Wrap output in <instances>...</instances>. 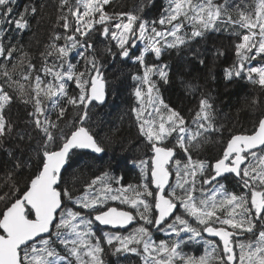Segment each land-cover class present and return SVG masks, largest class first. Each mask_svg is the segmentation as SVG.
<instances>
[{
  "label": "snow or ice",
  "instance_id": "6c2138e0",
  "mask_svg": "<svg viewBox=\"0 0 264 264\" xmlns=\"http://www.w3.org/2000/svg\"><path fill=\"white\" fill-rule=\"evenodd\" d=\"M16 3L0 0V24L14 25L23 32L39 9L25 7L16 14ZM110 3L75 0L69 13L58 17L64 33H53L39 54V68L23 46L3 42L7 29L0 28V144L15 131L4 113L16 99L8 88L21 99L27 96L24 102L33 106L28 116L41 134L34 171L22 188L16 181L14 193L0 195V264H106L104 244L115 255H139L143 264H264V117L250 131L232 134L214 163L194 160L193 150L200 147L198 137L216 130L213 105L207 98L200 99L193 119L197 131L191 132L180 112L158 95L152 77L158 75L167 83L166 66L146 60L150 54L159 59L166 48L185 44L181 30L186 25L192 26L187 38L195 39L219 30L217 25L224 23L245 30L236 33L240 41L235 45L237 60L225 69V78H246L264 90V0H254L253 12L241 9L238 19L231 15L233 8H239L235 0H169L159 20L151 22L138 13H110L106 7ZM66 5L68 0H60V8ZM97 33L115 42L103 49V54L112 57L129 58L138 41L144 45L139 55L131 57L143 69L142 77L133 76L139 81L134 95L140 107L131 111L152 155L138 161L140 185L114 189L112 181L119 184L122 178L105 171L75 196L64 177L71 156L75 150L102 154L110 139L101 141L89 125L91 109L106 99L103 63L93 40ZM60 40L64 44H58ZM73 52L83 60V67L70 61ZM49 57L54 58L51 63ZM254 61H260V66H253ZM72 84L78 92L69 95ZM64 100L77 113L70 121L66 120ZM17 134L24 139V134ZM174 134L176 142L169 146ZM27 135L33 139L31 133ZM178 150L186 159L178 158ZM15 159L16 168L28 163ZM173 175L175 183L170 179ZM228 176L235 177L240 192L228 191L219 183ZM208 185L212 187L206 188ZM109 201H119L128 210L108 206ZM134 221L138 226L128 234L119 232ZM96 224L117 231L110 234L102 228L98 236ZM153 229L168 239L157 242ZM204 234L218 239H205ZM201 241L203 254L184 252L191 243Z\"/></svg>",
  "mask_w": 264,
  "mask_h": 264
},
{
  "label": "trees",
  "instance_id": "16d2710c",
  "mask_svg": "<svg viewBox=\"0 0 264 264\" xmlns=\"http://www.w3.org/2000/svg\"><path fill=\"white\" fill-rule=\"evenodd\" d=\"M236 1L235 3L239 5V8L232 9L233 19L239 18L241 9L245 12L254 11V0ZM223 2L224 0H219L216 3ZM74 4L75 0H68V5L60 8V0H17L15 5L16 14L23 8L30 6H37L39 11L35 17H30V27L23 32L16 30L14 25L0 24V28L7 29L2 37L3 42L7 45L11 41L17 47L23 46L24 50L31 54L33 63L39 68L42 63L39 54L45 51V45L50 43L53 33H64V29L60 26L62 21L58 22V17L61 14L67 15L69 7ZM168 4L169 0H111L110 5L106 7L110 13H138L144 20L151 22L159 20ZM41 5L45 7L40 9ZM156 27L161 28L159 24ZM217 28L219 30H209L202 37L188 39L192 26L186 25L181 30V35L186 37L185 44L176 48H166L159 62H155L154 55L150 54L146 57L148 63L166 66L164 70L168 74L167 83L161 80L158 75L152 77L159 89L158 95L165 104L180 112L185 118L186 126L190 131L193 133L197 131L193 119L196 109L199 107L200 99L207 98L213 105L212 115L216 130L203 133L199 137L200 147L193 150L192 153L194 160H205L211 163L215 157L219 156L220 151L232 134L250 131L254 124L264 116V90L258 85H253L246 78L233 77L231 80L225 78V69L230 68L237 60L236 55L231 50V45L239 41L236 33H242L245 30L233 28L231 25L226 26L224 23H219ZM171 39L169 37V40ZM93 40L97 56L103 63L107 99L103 105L95 104V107L91 109L89 125L101 141H104L106 137L110 138L105 144L106 151L104 154L101 156L90 154L91 158L95 160L92 162L94 167L93 178H95L103 174V171H99L100 162L109 161L106 159L108 156L117 157V159L122 158L124 150L129 146L132 147V143H137L134 131L130 126L123 127V124L125 120L131 119L128 113L132 108L140 107L134 95V90L139 81L134 80L133 76L142 77L143 69L138 63H134L131 57L139 55L143 44H137L138 47L131 50L130 57L122 59L119 56L112 57L103 54V49L112 47L114 42H110L98 33L93 37ZM57 43L62 45L64 40L57 41ZM113 51L118 50L113 47ZM218 51L222 54L218 55ZM170 55L171 57H168ZM53 59V57H49V63ZM70 61L77 64L78 67H83V60L75 52L70 53ZM259 62H252L253 66ZM25 63H27V59ZM16 71L19 73L20 68L18 67ZM48 79H51V77ZM7 90L16 97L10 107H6L4 110L6 119L14 125L15 131L0 144V195L6 192L14 193L13 184L16 181H20V187L22 188L23 181L34 171L35 152L39 147L38 141L41 135L34 130L31 118L28 116V113L33 111V106L24 102L27 96L25 95L21 99L13 89L8 88ZM77 92L78 90L75 89L74 84L68 87L69 95ZM63 103L68 109L66 120L70 121L77 113L71 105H67L66 100ZM184 104H190L189 110L182 109ZM51 118L55 120V114ZM64 126V124H61V127ZM17 133L24 134V139L21 140L20 135ZM28 133H31L33 139H29ZM173 137L175 138V134ZM128 148L127 150L133 152L132 149ZM15 158H21L28 163L23 168H16ZM85 161V163L79 164V171L82 176H87L89 172L92 173V171L84 169L88 166L87 160ZM73 175L74 158L72 155L64 171L65 180L69 181L68 187L70 188L72 186L70 183H73V181L71 182ZM219 183L225 184L228 191L240 192L241 190L234 176H228L226 180L219 179ZM121 186H124V184H117L115 180L112 181L114 189ZM82 193L80 192L79 195ZM109 205L123 207L119 201H109ZM2 206L3 204L0 202V207ZM153 238L157 242L161 239L167 240L161 237L160 232L154 233ZM104 247L106 249L104 254L106 264H143L139 255L132 253L115 255L112 248L107 244H104ZM203 251L202 241L200 243L193 242L184 248V252L193 255H201Z\"/></svg>",
  "mask_w": 264,
  "mask_h": 264
},
{
  "label": "flooded vegetation",
  "instance_id": "af4514ba",
  "mask_svg": "<svg viewBox=\"0 0 264 264\" xmlns=\"http://www.w3.org/2000/svg\"><path fill=\"white\" fill-rule=\"evenodd\" d=\"M168 57H171V55ZM154 59H155V62H159L161 60V57L159 59H156L154 57ZM158 65L164 66L163 64H158ZM189 108H190V104H188V105L184 104L182 109H184V110L186 109L185 111H187V110H189ZM128 116L131 119L125 120L123 127L126 128L127 126H130L131 129L135 133V136L137 138V143H132L131 144L132 147H130V146H129V148L127 147L128 149H132L133 152L131 150H127V148H126L124 150L122 158L117 159V157L108 156L106 159L109 161H102V162H100L101 165L99 166V171H103V173L105 171H107L109 173V175L112 177L122 178V179H120V183H123L124 187H127L128 185L138 186L142 183L141 169L138 166V161L141 159L147 160L152 155L150 148L146 146L145 139L142 136H140V134H139L138 127H137L138 122L136 120L135 114L132 111H130V113H128ZM169 139L171 140V144L169 146H171L172 144H175V138L174 137H170ZM225 146H226V144H225ZM178 151H179L178 158H183L184 157L183 152L180 150H178ZM130 152H132V153H130ZM90 154L91 153L83 151V150H75V154L73 155V158H74V175H73V179L71 180V182L73 181V183H70V184L72 185L71 188L74 189V195L75 196H78L80 192L82 193L85 189V185L91 183V181L93 179V168L94 167L92 165V162L95 160H93L91 158L92 154L91 155ZM221 154H222V151H220L219 155H221ZM216 158L217 157H215V159ZM215 159L212 161V163L215 162ZM85 160H87L88 166L84 169L90 170V171H92V173L89 172L87 176H82V175H80L79 164L85 163L86 162ZM173 178H174V175L172 176V179ZM68 183H69V181H68ZM109 206L117 207L115 205H109ZM68 207H73V205L71 203H69ZM119 208L128 210L127 205H123V207H119ZM81 211H84V210L81 209ZM85 215H87L86 212H85ZM140 223H143V222L141 221ZM137 226L138 225L134 221L127 228L120 229L119 232L121 234L125 235L127 232L132 231ZM93 227H94L96 234L98 236H100V234L102 233V231H101L102 228L104 231H108L110 234L117 231V230L111 229L109 227H101L98 224L93 225ZM111 231H113V232H111ZM154 233H157V232H155V230L153 229V234Z\"/></svg>",
  "mask_w": 264,
  "mask_h": 264
},
{
  "label": "rangeland",
  "instance_id": "374dc122",
  "mask_svg": "<svg viewBox=\"0 0 264 264\" xmlns=\"http://www.w3.org/2000/svg\"><path fill=\"white\" fill-rule=\"evenodd\" d=\"M219 0H216V2H218ZM235 2H237L236 0H235ZM238 42H240V41H238ZM238 42H234V44H232L231 45V50H232V52H234V54H235V45H236V43H238ZM115 43V42H114ZM137 44H140V42L138 41L137 42ZM227 49H228V51H229V46L227 47ZM260 63L261 62H259V63H257V64H255L254 66H260ZM146 89H144V91H145ZM146 92V91H145ZM137 99V98H136ZM137 102H138V100H137ZM139 103V102H138ZM145 103H146V100H145ZM140 104V103H139ZM197 105V104H196ZM139 107V106H138ZM199 110V107H198V109H196V112ZM165 115H166V113H165ZM136 117V116H135ZM202 131V130H201ZM192 132V131H191ZM196 132V131H195ZM194 132V133H195ZM198 139H199V137H198ZM184 159H186V157H184ZM172 181H173V183H175V176H174V178L172 179ZM210 186H212V185H208V186H205V187H210ZM81 195V194H80ZM161 233V237H164V238H166V239H168V237L165 235V233H163V232H160ZM188 254H190V253H188ZM198 256V255H197Z\"/></svg>",
  "mask_w": 264,
  "mask_h": 264
},
{
  "label": "water",
  "instance_id": "95a60500",
  "mask_svg": "<svg viewBox=\"0 0 264 264\" xmlns=\"http://www.w3.org/2000/svg\"><path fill=\"white\" fill-rule=\"evenodd\" d=\"M106 99H107V94H106ZM106 99H105V102H106ZM105 102H104V103H105ZM104 103H103V104H104ZM103 104H99V103H97V105H103ZM263 117H264V116H263ZM83 151H86V152L91 153L89 150H83ZM91 154H92V155H95V156H101L103 153H102V154H94V153H91ZM170 179L172 180V177H170ZM113 207H114V206H113ZM101 227H105V226H101ZM204 237L207 238V239H218V238H211V237H208L207 234H204Z\"/></svg>",
  "mask_w": 264,
  "mask_h": 264
},
{
  "label": "built area",
  "instance_id": "2783aa9c",
  "mask_svg": "<svg viewBox=\"0 0 264 264\" xmlns=\"http://www.w3.org/2000/svg\"><path fill=\"white\" fill-rule=\"evenodd\" d=\"M144 45L141 47V50L143 49Z\"/></svg>",
  "mask_w": 264,
  "mask_h": 264
}]
</instances>
